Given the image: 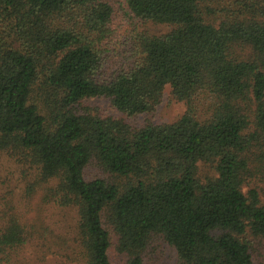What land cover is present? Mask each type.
I'll list each match as a JSON object with an SVG mask.
<instances>
[{
	"label": "trees",
	"instance_id": "obj_1",
	"mask_svg": "<svg viewBox=\"0 0 264 264\" xmlns=\"http://www.w3.org/2000/svg\"><path fill=\"white\" fill-rule=\"evenodd\" d=\"M166 86L183 114L133 124ZM0 152L38 198L33 220L0 208V264H145L158 240L178 264H257L264 0H0ZM55 210L71 224L50 237Z\"/></svg>",
	"mask_w": 264,
	"mask_h": 264
},
{
	"label": "rangeland",
	"instance_id": "obj_2",
	"mask_svg": "<svg viewBox=\"0 0 264 264\" xmlns=\"http://www.w3.org/2000/svg\"><path fill=\"white\" fill-rule=\"evenodd\" d=\"M119 23V29L117 31V49L122 48V38L126 35V31L130 25L123 20H117ZM139 29H148L152 32H160L166 29L164 25L151 24V23H139ZM86 103L90 105L91 109H95L103 114H113L120 115L117 110H115L107 98L105 97H92L86 100ZM185 104L180 101L174 100L170 95V89L168 86L164 88L163 96L161 102L157 105L153 114H140L136 117L130 118V121L139 125L144 123L146 119H151L155 123H168L178 117H180L185 111ZM24 183L22 181V176L20 174V167L18 163L11 162L10 156L7 153L0 152V208L3 207L4 210H8L10 202L13 206V210L20 216L22 222L28 221V219H34L36 217L35 203L38 201L37 196H35L29 203V205H24L21 193L23 191ZM5 198V199H4ZM53 213L43 212L42 217L44 219V224L49 227V230L53 234L56 233L68 234L69 226L71 224V211L65 214L58 213L57 210L52 211ZM44 229V228H43ZM264 250L262 249L261 252ZM145 255V264H178L177 255L175 250L167 245L165 242L158 240L152 249ZM21 257L25 261L24 264H35L32 252L30 248H26L22 251ZM114 258L119 259L121 255L114 253ZM19 264V263H11ZM40 264H74L67 263L61 257L53 254L49 256L46 262ZM257 264H264V254L259 255Z\"/></svg>",
	"mask_w": 264,
	"mask_h": 264
}]
</instances>
